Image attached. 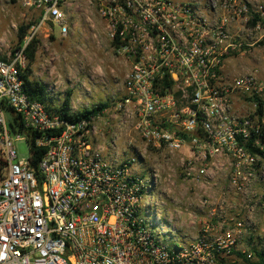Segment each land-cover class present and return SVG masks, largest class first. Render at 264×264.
Returning <instances> with one entry per match:
<instances>
[{"label":"built area","instance_id":"2783aa9c","mask_svg":"<svg viewBox=\"0 0 264 264\" xmlns=\"http://www.w3.org/2000/svg\"><path fill=\"white\" fill-rule=\"evenodd\" d=\"M6 1L35 21L19 48L0 50V264H219L236 253L250 225L239 213L229 214L223 201L181 248L164 242L151 199L144 204L146 181L131 168L133 161L108 163L93 142L92 125L100 116L67 123L28 99L26 46L40 34L55 38L56 28L59 38L66 37L81 0ZM84 1L127 66L121 98L110 108L117 125L136 132L147 148L185 151L187 180L199 183L209 171L224 168L226 192L249 207L246 196L260 156L246 145L261 125L257 103L250 101L253 112L239 116L233 96L264 101V82L256 72L230 77L224 62L248 46L235 38L252 32L264 37V2ZM28 133L43 150L35 170ZM20 140L28 146L27 159H17ZM151 182L155 188V176ZM241 253L253 257L251 250Z\"/></svg>","mask_w":264,"mask_h":264},{"label":"rangeland","instance_id":"374dc122","mask_svg":"<svg viewBox=\"0 0 264 264\" xmlns=\"http://www.w3.org/2000/svg\"><path fill=\"white\" fill-rule=\"evenodd\" d=\"M75 8L74 16L68 20L70 32L66 37L59 38L56 28L53 34L55 38H45V34H40L35 39L38 45L35 60L30 66V78L44 84L54 95L57 104H61L66 92L70 91V108L74 111L90 108L100 102L107 103L105 113L92 125L95 131L93 142L102 148V157L108 163L133 161L131 168H135L136 175L146 181L144 204L151 199V212H156L160 221L157 228L166 233L164 242L181 248L184 240L196 235L208 212L223 201L230 209L229 214L239 213L250 227L239 250L219 264H247L236 254H242V250H250L252 246L264 249V208L261 206L264 203V160L260 158L259 173L246 196L250 205L245 207L240 197L226 192L224 168L209 171L208 177L199 183L192 182L182 175V163L187 157L185 151L171 154L147 148L136 132L118 126L110 108L121 98L127 66L111 48L104 33V23L91 6L81 0ZM26 13V10L0 0L1 51L17 49L18 27L35 21L29 19ZM263 40L264 37L254 32L248 37L245 33L235 38L236 43L248 46L226 59V75L234 78L256 72L258 80L264 82V46L259 45ZM233 97L235 114L246 116L253 112L246 96ZM4 117L7 121L11 120L8 113ZM111 140L115 142L114 148H111ZM16 147L17 159H27L29 152L26 142L20 140ZM150 175L155 176V188ZM203 201H207V205L202 208ZM254 260L252 257L250 262Z\"/></svg>","mask_w":264,"mask_h":264},{"label":"trees","instance_id":"16d2710c","mask_svg":"<svg viewBox=\"0 0 264 264\" xmlns=\"http://www.w3.org/2000/svg\"><path fill=\"white\" fill-rule=\"evenodd\" d=\"M32 24L20 25L17 29V38H18V47L23 42V39L27 36V31ZM254 25V20L250 22V26ZM38 42L36 40H32L25 48V57L27 60L26 68L22 72L24 78V86L23 90L27 95L29 100H33L42 104L45 109L50 114L56 115L60 121H64L67 123H75L78 121H86L89 122L91 118H96L101 116L103 111L108 107L107 103L100 102L90 108H85L80 111H72L70 108V91L66 92L65 97L61 104L55 103L54 98L49 97L46 86L39 82L33 81L30 78V66L35 60V53L37 50ZM259 45L264 46V40L259 42ZM250 101H255L257 103V107L255 109V115L259 120V124L261 125V129L258 135H251V138L246 145L252 153L260 156L262 160H264V125L261 124L262 118L264 117V102L259 100L257 97H249L246 98ZM27 139L30 145V154H32L30 158V166L35 170L36 163L40 158L43 150L34 147L32 134H27ZM257 140L258 146H254L253 142ZM252 255L254 257V261L250 262L251 259H247L244 254L237 253L236 255L243 259L247 264H264V249L257 248L256 246H252L250 248ZM223 260H220L219 263H222Z\"/></svg>","mask_w":264,"mask_h":264}]
</instances>
